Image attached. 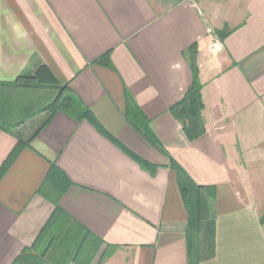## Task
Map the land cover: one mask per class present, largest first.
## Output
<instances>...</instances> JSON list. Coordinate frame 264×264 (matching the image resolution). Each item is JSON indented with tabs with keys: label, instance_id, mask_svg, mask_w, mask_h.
I'll return each mask as SVG.
<instances>
[{
	"label": "crops",
	"instance_id": "crops-1",
	"mask_svg": "<svg viewBox=\"0 0 264 264\" xmlns=\"http://www.w3.org/2000/svg\"><path fill=\"white\" fill-rule=\"evenodd\" d=\"M193 45L206 132L190 141L170 108L192 83ZM21 74L69 83L107 134L57 112L35 135L45 91L0 89V118L26 119L0 125V169L25 144L0 179V264L56 208L67 230L105 243L92 264L107 245L117 249L103 264H264V179L249 173L264 164V0H0V82ZM171 162L216 190L196 258Z\"/></svg>",
	"mask_w": 264,
	"mask_h": 264
},
{
	"label": "trees",
	"instance_id": "trees-1",
	"mask_svg": "<svg viewBox=\"0 0 264 264\" xmlns=\"http://www.w3.org/2000/svg\"><path fill=\"white\" fill-rule=\"evenodd\" d=\"M221 35L223 38L226 34L221 33ZM186 54L192 70V83L184 97L170 108V112L175 119L181 123L187 139L195 141L206 132L205 119L203 117V110L205 109L202 96L203 84L199 79L196 46L193 45L190 47ZM109 56L110 53H107L103 59L98 62L101 63L108 61ZM19 87L44 90L46 93V98L44 99L42 107L33 115H30L34 116L35 114L42 112L50 113L49 118L43 123L35 135L50 123L57 112H64L74 117L76 120H81L83 118L87 119L99 130L107 134L105 129L89 109L85 108L82 112L78 110L79 101L75 97L69 83L65 85L44 83L38 74H21L14 82H0V89ZM25 120L26 119L12 125L0 118V125L7 128H14L22 124ZM136 124L137 130L155 146L159 147L157 141L150 134L149 122L140 118ZM24 145V143H19L12 151L0 169V179L15 160ZM137 160L144 168L153 167L140 158H137ZM171 167L177 172L180 191L189 211V252L191 257L195 256L196 258L200 253L199 246L201 234L207 224H212L210 218L211 202L216 198V190L214 186L196 184L173 162H171ZM61 214L62 210L56 208L33 245L24 248L12 264L93 263L105 243L101 239L91 235L88 231L79 230L78 225H73V227L67 230V228H65L66 224H64V218ZM72 238L76 240L75 249H69V247H67V241ZM107 248L108 249L102 253L97 264H103L104 260L112 256L117 249V247L109 245H107Z\"/></svg>",
	"mask_w": 264,
	"mask_h": 264
},
{
	"label": "rangeland",
	"instance_id": "rangeland-1",
	"mask_svg": "<svg viewBox=\"0 0 264 264\" xmlns=\"http://www.w3.org/2000/svg\"><path fill=\"white\" fill-rule=\"evenodd\" d=\"M249 173L257 183H261V180L264 179V164H259L257 167L253 166L252 168H250Z\"/></svg>",
	"mask_w": 264,
	"mask_h": 264
}]
</instances>
